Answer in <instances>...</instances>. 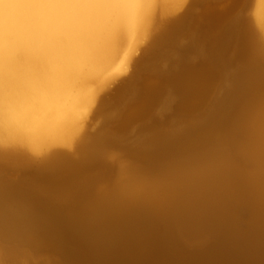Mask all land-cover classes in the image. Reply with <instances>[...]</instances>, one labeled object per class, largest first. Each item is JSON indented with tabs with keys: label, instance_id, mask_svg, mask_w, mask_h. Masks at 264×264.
Masks as SVG:
<instances>
[{
	"label": "bare ground",
	"instance_id": "6f19581e",
	"mask_svg": "<svg viewBox=\"0 0 264 264\" xmlns=\"http://www.w3.org/2000/svg\"><path fill=\"white\" fill-rule=\"evenodd\" d=\"M199 2L0 0V264H264V0Z\"/></svg>",
	"mask_w": 264,
	"mask_h": 264
},
{
	"label": "rangeland",
	"instance_id": "374dc122",
	"mask_svg": "<svg viewBox=\"0 0 264 264\" xmlns=\"http://www.w3.org/2000/svg\"><path fill=\"white\" fill-rule=\"evenodd\" d=\"M200 2V4H203V5H205V6H207V5H211V4H219V3H225V2H228L229 0H203V3H202V0H199ZM205 1V2H204ZM213 2V3H212ZM217 2V3H216ZM187 3L189 4L190 3V1H187ZM205 3V4H204ZM243 3V4H242ZM245 2H241V5L240 6H238V8H237V10L235 11V12H233V14H232V16H231V20H233V19H235V18H237L238 16L237 15H239V13L241 12V11H243V8H244V6H245V4H244ZM198 4L196 3V4H194V6H192L193 8L190 10L191 12H192V10L193 9H196V10H193V12L195 13V15H196V17H197V15H198V17L196 18L197 20H196V24H198V25H195L194 27H193V31H192V33L194 34V33H197V31L199 30V28L200 29H204L205 30V27H206V22H204V23H200L199 21V18L201 17V15H202V12H203V10H202V8L203 7H205V6H197ZM196 6V7H195ZM200 15V16H199ZM199 20V21H198ZM229 22H227V24H228ZM202 24H205V27L204 28H202L203 26H202ZM226 24V25H227ZM226 25H224V26H226ZM201 26V27H200ZM223 26H221V28H222ZM188 38H189V35H188ZM188 38H186L185 39V42L188 40ZM189 42H190V39L188 40ZM188 41L186 42V43H188ZM141 43H143V44H145L146 43V41H145V39L144 40H141ZM134 54L135 55H140V52H134ZM138 57V56H137ZM91 89V88H90ZM89 91H91V90H89ZM84 114L83 115H87V112L86 111H84L83 112ZM199 115V114H198ZM197 115V116H198ZM116 161V160H115ZM117 162H115V164H116Z\"/></svg>",
	"mask_w": 264,
	"mask_h": 264
}]
</instances>
